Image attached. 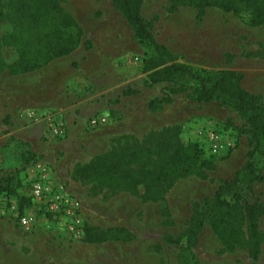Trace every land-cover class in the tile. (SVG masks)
Here are the masks:
<instances>
[{
  "label": "rangeland",
  "instance_id": "1",
  "mask_svg": "<svg viewBox=\"0 0 264 264\" xmlns=\"http://www.w3.org/2000/svg\"><path fill=\"white\" fill-rule=\"evenodd\" d=\"M55 1L60 15L81 31L82 42L74 56L81 59L75 69L82 87L77 98L82 96V101L78 109L62 113L65 136L51 140H64L70 126L79 129L87 140L77 141L67 153L72 161L78 162L111 149L148 145V134L155 135L159 130L149 132L146 126L161 123L158 120L161 116L150 113L146 103L159 97L166 85H145L144 50L134 40L130 27L110 0ZM167 7V0H143L141 15L147 21L157 17L153 34L177 62L211 73L222 69L237 71L243 75L242 87L264 98V58L246 56L261 52L263 57L264 26H248L245 13L236 17L214 8L207 9L202 22L196 25L193 8L179 7L177 12L167 15ZM9 12V0H0V53L6 62L15 58L14 45L19 47L26 36L13 29L8 20ZM54 18V13L46 14L41 30L47 32L57 25ZM11 34L16 44L2 47L1 38ZM85 40L93 43L92 50L84 48ZM225 54L230 56L229 63L225 62ZM44 56L40 54L37 58ZM189 94L190 91L178 94L173 102V107L178 109V139L185 146L197 145L203 152V159L213 162L214 168L198 169L172 184L164 196L172 225L165 223L159 202L144 201L137 195L113 190L100 182L74 180L71 173L62 174V182L69 193L81 203L84 223L124 227L133 235V240L85 244L82 237L69 235L59 221L38 210H35L37 225L30 230L20 228L9 214L0 215V264H264V243L259 258L252 261L243 249L225 250L208 225H204L197 246L190 254H185L183 261L179 257V247L167 246L162 241L165 235L177 238L183 233L193 204L210 198L221 180H232L245 164L250 149L249 127L237 112L217 101L197 104L190 100ZM99 114L107 117V124L89 129L88 119ZM165 115L173 116L174 111H167ZM118 121L123 123L118 124ZM129 128L135 132L127 133ZM101 131L102 135H95ZM211 131L219 132L223 139L233 143V147L227 153L211 154L207 141ZM30 158L24 155L20 160L17 156L16 162L10 163L12 167H0V178L11 176L15 191L6 201L0 196V206L5 204L9 209L12 202L17 205L18 195L27 194L25 165ZM155 162L159 167L158 161ZM259 167L263 180L254 184L253 198L264 203V165ZM138 190L143 191L141 186ZM259 227L264 233V216Z\"/></svg>",
  "mask_w": 264,
  "mask_h": 264
},
{
  "label": "trees",
  "instance_id": "2",
  "mask_svg": "<svg viewBox=\"0 0 264 264\" xmlns=\"http://www.w3.org/2000/svg\"><path fill=\"white\" fill-rule=\"evenodd\" d=\"M110 1L130 27L134 40L144 50L142 71L145 74V85H166L159 97L146 103L150 113L162 111L174 96L190 91L189 97L193 102L207 104L217 101L237 112L249 127L250 149L246 153L243 167L232 180H221L210 198L193 204L183 233L177 238L165 235L163 243L179 247V257L183 261L185 254H190L197 246L204 225H208L219 237L225 250L243 249L250 260L256 261L264 243V233L259 227L264 216V203L253 198L254 184L263 180L259 165H264V98L246 91L242 87L243 75L237 71L222 69L211 73L177 62L176 57L153 34L157 17L149 21L142 17L143 0ZM167 2V15L174 14L179 7L193 8L196 11V25L202 22L207 9L214 8L236 17L245 13L248 15V26H264V0ZM9 9L8 20L13 29L20 30L26 36L19 47L13 42V34L1 38L2 47L16 44V56L6 62L0 53V76L3 71L9 75H21L40 69L54 59L70 55L82 42L80 28L60 15L55 0H9ZM48 13H54L57 25L44 32L41 30L43 18ZM83 46L87 50L94 47L89 40H85ZM40 54L45 56L38 59ZM246 56L264 58L261 52H251ZM224 59L229 63L230 56L225 54ZM168 128L153 131L157 133L155 135L148 134L146 139L150 142L144 147L124 146L111 149L94 156L86 165L75 166L72 179L100 182L113 190L137 195L144 201L159 202L165 223L172 225L170 212L165 205V194L176 180L198 169L211 170L214 164L203 159V152L197 145L185 146L179 141L177 126ZM35 159L36 157L31 156L25 169ZM155 160L159 167H156ZM11 182V176L0 178V196L9 198L15 194ZM140 186L142 193L138 190ZM32 208L27 194L17 196L20 214ZM132 240L133 235L124 227L101 228L83 223L81 241L85 244L128 243ZM182 240L184 244H181Z\"/></svg>",
  "mask_w": 264,
  "mask_h": 264
},
{
  "label": "crops",
  "instance_id": "3",
  "mask_svg": "<svg viewBox=\"0 0 264 264\" xmlns=\"http://www.w3.org/2000/svg\"><path fill=\"white\" fill-rule=\"evenodd\" d=\"M74 53L54 59L30 73L9 75L5 71L1 74L0 167H12L10 163H15L17 156L20 160L24 155L39 157L52 166L55 178L62 181V174L72 175L75 166L86 165L94 156L101 154L97 153L81 162L72 161L73 158L67 156V153L77 145V141L87 140L79 129L68 127L66 138L54 142L43 124H29L25 119L27 111H56L62 114L78 109L77 105L82 101V96L77 97L82 87L80 75L73 64L80 65L81 59L75 58ZM175 97L170 104L164 106L162 111L154 113L161 116L160 119L158 118L161 123L148 124L146 130L150 132L178 126V109L173 107ZM171 110L174 111V115L166 116L167 111ZM122 121L117 123H123ZM129 132L134 133L135 129H127V133ZM103 133L101 131L95 135ZM98 227L115 226L98 225Z\"/></svg>",
  "mask_w": 264,
  "mask_h": 264
},
{
  "label": "built area",
  "instance_id": "4",
  "mask_svg": "<svg viewBox=\"0 0 264 264\" xmlns=\"http://www.w3.org/2000/svg\"><path fill=\"white\" fill-rule=\"evenodd\" d=\"M136 60V59H135ZM25 119L29 124H43L51 138H63L66 134V124L63 115L56 111H27ZM108 119L104 115H94L88 119L89 129L103 127ZM208 147L211 154L227 153L232 147L231 141L221 137L219 132L211 131L207 135ZM28 180L27 196L33 208L20 214L16 203L12 202L9 209L0 206V215L9 214L17 225L30 230L37 225L35 210L43 215L59 221L64 230L75 238L83 236V217L80 201L73 197L64 182L55 178L52 167L42 158L36 157L25 169ZM4 201H6V198Z\"/></svg>",
  "mask_w": 264,
  "mask_h": 264
}]
</instances>
